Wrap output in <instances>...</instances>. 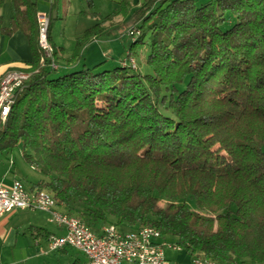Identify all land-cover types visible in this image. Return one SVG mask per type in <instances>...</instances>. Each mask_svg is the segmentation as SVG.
I'll return each mask as SVG.
<instances>
[{
	"label": "trees",
	"instance_id": "1",
	"mask_svg": "<svg viewBox=\"0 0 264 264\" xmlns=\"http://www.w3.org/2000/svg\"><path fill=\"white\" fill-rule=\"evenodd\" d=\"M12 1L1 30H22L34 59L0 119V153L21 146L43 175L33 187L96 231L152 225L191 258L264 264V0H120L124 21L91 12L99 21L69 56L51 18L57 67L39 44L38 0ZM127 21L139 33L124 54L144 45L152 72L125 56L113 68L59 64Z\"/></svg>",
	"mask_w": 264,
	"mask_h": 264
},
{
	"label": "built area",
	"instance_id": "2",
	"mask_svg": "<svg viewBox=\"0 0 264 264\" xmlns=\"http://www.w3.org/2000/svg\"><path fill=\"white\" fill-rule=\"evenodd\" d=\"M39 26V44L44 56L54 60L53 46L49 40L51 15L46 11L37 12ZM134 36L138 30L128 29ZM123 64L137 67L136 58L128 55ZM30 71L26 68L10 69L0 76V119H5L18 93L26 86ZM41 210L49 214V219L65 231L62 234H50L48 248L58 250L73 247L85 254L83 264H186L171 260L166 249L182 250L160 229L152 225L123 228L112 222L101 225L96 231L87 225L84 219L69 213L58 204L55 193L47 187H28L22 179L9 184L0 181V216L13 209ZM190 264H239L236 261H221L212 257L192 258Z\"/></svg>",
	"mask_w": 264,
	"mask_h": 264
},
{
	"label": "crops",
	"instance_id": "3",
	"mask_svg": "<svg viewBox=\"0 0 264 264\" xmlns=\"http://www.w3.org/2000/svg\"><path fill=\"white\" fill-rule=\"evenodd\" d=\"M86 1L75 0L73 3V0H51L55 8L54 11L53 9L40 7L38 11L48 12L52 20L53 17H63L60 11L61 8L65 16L70 13L78 16H88L94 11L102 16H108V8H96L95 0L94 6L89 8ZM129 1L135 4L141 0ZM197 1L202 3L207 0ZM13 14V1L0 0V76L10 69L28 68L30 62L34 59L28 37L22 30H16L11 34H6L1 30V27L8 28L11 26ZM53 30L54 22L52 25V38L55 43ZM81 33L80 31L79 35ZM93 40H98V38H94ZM56 45L64 46V56L70 55V53H67L64 44ZM104 52L108 55V48ZM85 54V52H81L79 60L75 63L67 64L64 61L62 67L65 69H75L81 67L83 64L89 66L92 61ZM63 59L66 58L62 57L60 60ZM104 67H106V63ZM13 150L8 153H0V181L6 184L11 183L15 179L29 181L31 176L25 172L24 163H22V168L13 159ZM30 168L36 169L33 165H30ZM42 177L43 175L40 173L38 180L32 182L30 186H28L29 182L25 183L28 184V187H33V184ZM49 217V214L45 211L21 208L13 209L0 216V264H61L64 258L68 259L67 264H81L83 261L80 262L79 256L74 255L71 257L69 255L70 248L73 247H65L58 250H50L48 248L49 235L62 234L65 231L62 227L51 221Z\"/></svg>",
	"mask_w": 264,
	"mask_h": 264
},
{
	"label": "rangeland",
	"instance_id": "4",
	"mask_svg": "<svg viewBox=\"0 0 264 264\" xmlns=\"http://www.w3.org/2000/svg\"><path fill=\"white\" fill-rule=\"evenodd\" d=\"M75 0H73V3ZM119 0H95L96 8H108V15H110L109 18H104L103 23H105L106 26L109 24H118L121 21H124L121 14H118L117 11L119 9ZM87 3V1H86ZM38 4L40 8H47V9H53V4L51 3V0H38ZM74 5V4H73ZM88 5V3H87ZM75 6V5H74ZM94 6V5H93ZM92 6V7H93ZM89 7V6H88ZM91 8V7H89ZM61 15L63 17H53L54 22V41L56 44H64L67 53L73 52L76 48L77 44V37L80 34V31L83 33L86 28L89 26L95 24L97 21H99V18L96 16H93L92 14H89L88 16H78L70 13L69 15L65 16L62 12L61 8ZM95 12V11H94ZM93 13V12H92ZM127 27L122 29L121 32H112L110 34L105 33L104 35L98 37V40H91L89 42L83 43V45L80 47V54L81 52H85L86 56L90 58L92 61L89 66H93L97 64L100 61H103L106 59V67L107 68H113L116 65H121V58L122 55L125 53V50H127L131 46L132 42V34L128 33V26L131 25V21H127ZM81 33V34H82ZM108 48V55L105 54V50ZM126 48V49H125ZM146 48L145 46H141L138 49L137 54H134L133 56L136 58V64L138 67V70L142 73H149L152 72V67L148 64L146 61ZM125 56V54L123 55ZM66 61L65 59L59 60V64L62 65L63 62ZM62 73V70H60ZM12 157L16 161L17 165L23 168L26 173H28L29 185L25 183L26 185L30 186V184L36 180H38V175L40 174L38 170L30 168V164L24 160L22 156V149L21 146H18L14 148L12 152ZM22 163H24L22 165ZM25 173V174H26ZM188 204L191 208H195L194 200L190 199L188 201ZM113 219V218H111ZM54 225V224H52ZM166 254L169 256V258L173 261H182L186 264H190L192 261L191 256L186 253L183 249L182 250H174L171 248L166 249ZM69 255L72 256H79L80 262H84L85 254L81 252L80 250L76 248H70ZM68 259L64 258V260L61 262V264H67ZM83 262L81 264H83Z\"/></svg>",
	"mask_w": 264,
	"mask_h": 264
}]
</instances>
